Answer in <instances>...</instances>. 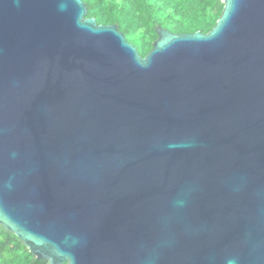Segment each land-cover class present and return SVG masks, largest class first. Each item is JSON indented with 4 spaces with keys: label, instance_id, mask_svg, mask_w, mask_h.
<instances>
[{
    "label": "water",
    "instance_id": "1",
    "mask_svg": "<svg viewBox=\"0 0 264 264\" xmlns=\"http://www.w3.org/2000/svg\"><path fill=\"white\" fill-rule=\"evenodd\" d=\"M141 56L83 0H0V225L48 264H264V0Z\"/></svg>",
    "mask_w": 264,
    "mask_h": 264
},
{
    "label": "trees",
    "instance_id": "2",
    "mask_svg": "<svg viewBox=\"0 0 264 264\" xmlns=\"http://www.w3.org/2000/svg\"><path fill=\"white\" fill-rule=\"evenodd\" d=\"M86 18L117 25L145 57L158 39L157 28L175 34L210 32L223 14L222 0H83ZM0 264H48L38 260L14 233L0 225Z\"/></svg>",
    "mask_w": 264,
    "mask_h": 264
}]
</instances>
